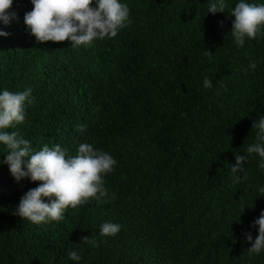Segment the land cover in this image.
<instances>
[{
    "label": "trees",
    "instance_id": "trees-1",
    "mask_svg": "<svg viewBox=\"0 0 264 264\" xmlns=\"http://www.w3.org/2000/svg\"><path fill=\"white\" fill-rule=\"evenodd\" d=\"M119 2L131 23L87 47L36 43L24 25L31 0H13L17 18L0 22L9 33L0 36V93L31 88L34 97L25 121L7 131L34 151L58 144L75 156L89 143L117 161L103 177L106 197L37 225L15 211L42 182L16 181L0 144V264H264V250L250 254L243 235L254 242L264 210L261 158L253 153L244 172L231 171L264 115V26L238 47L228 12L239 0L216 14L211 0ZM105 222L121 230L101 236ZM86 236L98 246L82 243Z\"/></svg>",
    "mask_w": 264,
    "mask_h": 264
},
{
    "label": "clouds",
    "instance_id": "clouds-1",
    "mask_svg": "<svg viewBox=\"0 0 264 264\" xmlns=\"http://www.w3.org/2000/svg\"><path fill=\"white\" fill-rule=\"evenodd\" d=\"M31 3L33 9L24 14V25L38 44L67 40L72 47H87L96 39L116 37L119 30L131 23L129 6L119 0H31ZM12 5L13 0H0V22L8 24L12 18H17L18 14L10 11ZM227 7L226 0H211L208 13H225ZM228 13L234 17L229 34L238 47L244 46L246 38L255 39L261 26H264V4L239 0ZM220 26L223 27V22ZM8 35L0 30V36ZM207 55L212 53L208 51ZM256 66V61L252 60L244 71L254 70ZM203 83L205 88L212 87L208 77ZM33 102L31 88L15 93L5 89L0 93V144L8 150L3 163L8 165L16 181L27 177L33 182H42L21 197L15 211L23 220L40 225L61 221L66 209L78 210V206L87 203L89 198L106 197L108 190L103 177L114 171L117 161L89 143L80 144L75 156L68 155L67 150L58 144L51 148L45 144L41 150L34 151L31 142L19 132L7 131L25 121L26 105ZM85 127L78 126L81 132ZM252 129L257 130V142L246 148L247 154L235 153L236 163L231 166L233 173L244 172V164L253 153L259 155L258 167L264 169V115L253 122ZM259 190L264 192V187ZM42 197L48 198V202ZM257 226L258 235L254 242L250 232L243 235L252 245L248 252L258 255L264 250V210L252 224L254 228ZM121 227L118 223L105 222L100 227V235L114 236ZM82 243L98 246V242L90 236L82 237ZM68 255L73 261L81 259L75 250Z\"/></svg>",
    "mask_w": 264,
    "mask_h": 264
}]
</instances>
